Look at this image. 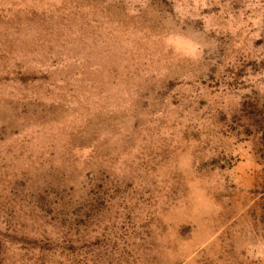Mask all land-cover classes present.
Returning a JSON list of instances; mask_svg holds the SVG:
<instances>
[{
	"label": "rangeland",
	"instance_id": "obj_1",
	"mask_svg": "<svg viewBox=\"0 0 264 264\" xmlns=\"http://www.w3.org/2000/svg\"><path fill=\"white\" fill-rule=\"evenodd\" d=\"M0 264H264V0H0Z\"/></svg>",
	"mask_w": 264,
	"mask_h": 264
}]
</instances>
